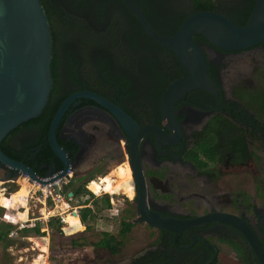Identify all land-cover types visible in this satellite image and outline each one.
<instances>
[{
	"label": "flooded vegetation",
	"instance_id": "af4514ba",
	"mask_svg": "<svg viewBox=\"0 0 264 264\" xmlns=\"http://www.w3.org/2000/svg\"><path fill=\"white\" fill-rule=\"evenodd\" d=\"M132 1L143 11L149 26L165 35L195 13L197 0ZM41 2L48 20L58 23L61 30H67L61 25L67 20L62 14H66L73 20V29L80 27L103 37L98 46L82 49L84 44L78 39L79 33L72 35L74 40L64 42L63 49L73 52L72 58L78 62L72 77L67 58L62 57L54 80L57 92L66 98L82 92L95 93L119 106L140 127H158L168 138V141L152 135L141 138L139 186L129 167L128 136L106 110L90 100L77 99L69 105L58 127L59 138L74 147L70 160L72 172L74 166L79 167L85 161L93 164L88 173L99 167L106 168L112 161L128 165L116 173L118 193L131 201L127 211L135 219L129 223L145 225L154 232L155 242L125 264H258L238 229L217 222L207 223L182 231L175 240L171 232L138 222L141 218L138 199L143 195L148 210L175 220L210 214L240 218L250 226L264 250V108L256 102L257 92L263 90L259 83L264 81V68L259 64L250 71L242 66L230 70V64L226 70L222 68L228 62L224 57L255 50L264 52V44L225 53L209 49L205 42L199 41L205 53L207 49L213 51L212 58L206 56L208 74L218 96L194 90L177 101L174 115L178 135L175 125L169 124L166 128L163 124L161 94L186 73L173 54L147 44L149 38L123 0ZM211 2L219 8V14L239 26L246 23L254 5V0ZM147 50L150 55H144ZM238 93L245 95L247 102L241 101L236 96ZM36 135V130L29 129L10 138L5 145L15 149ZM52 168L53 164L48 171ZM0 171L5 175L6 171ZM112 182L113 179L105 177L98 184L111 190ZM9 234L10 240L14 236ZM46 254V264H61L58 257L51 256L50 246Z\"/></svg>",
	"mask_w": 264,
	"mask_h": 264
},
{
	"label": "water",
	"instance_id": "95a60500",
	"mask_svg": "<svg viewBox=\"0 0 264 264\" xmlns=\"http://www.w3.org/2000/svg\"><path fill=\"white\" fill-rule=\"evenodd\" d=\"M123 1L136 17L143 34L158 47L172 53L186 73L185 77L169 84L161 94L160 115L166 128L171 124L178 130L174 106L187 93L200 90L218 96L217 87L208 74L206 53L202 44L194 40L195 36L203 38L209 48L225 53L245 51L264 44V0H254L252 11L243 26L217 12L200 11L187 16L172 35L154 31L143 11L132 0ZM51 62V29L40 0H0V143L10 132L42 113L53 84ZM77 99L94 102L125 130L130 143V171L134 182L140 186L138 146L141 138L145 135L163 141H168V138L160 128L140 127L119 106L89 92L66 98L50 122L47 142L62 164V169L55 172L53 166L44 177H39L30 167L11 159L0 149V169L6 171L2 183L12 182L21 176L32 184L44 186L67 176L71 161L65 149L58 144L57 130L69 105ZM71 196L72 193H69L68 197ZM144 201V196H139L138 212L141 218L138 222L171 232L175 240L187 229L207 223L226 224L241 232L257 263L264 264L262 244L242 219L226 214H210L190 220H175L151 212Z\"/></svg>",
	"mask_w": 264,
	"mask_h": 264
},
{
	"label": "rangeland",
	"instance_id": "374dc122",
	"mask_svg": "<svg viewBox=\"0 0 264 264\" xmlns=\"http://www.w3.org/2000/svg\"><path fill=\"white\" fill-rule=\"evenodd\" d=\"M79 28L62 30V33L65 37L68 34L72 36L79 33L78 39L84 44V48H88V46L96 47L103 41V37H99L94 32ZM209 49L206 50V54L212 58L213 51ZM147 54H151L150 50L144 52V55ZM128 59L132 60L131 57H128ZM223 59L228 61L222 66L224 70H226L228 64H230V70H237L242 66L246 71H250L253 66L258 64L264 68V52L260 50L227 56ZM92 166L93 164L87 161L83 162L79 167L74 166V171L70 172L69 178L62 180L60 183L61 192L63 193L61 199L54 202L55 206L49 203L46 209L55 208L58 213H64L67 216L71 215V211L77 208V213L80 216L84 207H91L95 217L89 223V230L85 229L84 225L82 230L79 227V223H77L78 218L75 216L76 220L74 221L78 228L71 233L72 235H64L62 233L60 235L61 227L65 228L66 225H60L56 221L59 231L54 237H51L52 234L47 227V223H45L46 221L42 220L45 211L41 202V193L37 192L36 195L31 197L30 194L34 187L29 184L27 179L21 176L12 182L2 183L1 179L4 174L0 171V228L4 229L6 225H10L12 227L10 232L16 234L12 239L9 240L7 238L8 241L0 242V264H14L15 262L20 264H46V258L48 257V253L46 254L47 246H50L51 256L58 257L61 264H101L104 261H110L112 264H125L132 262L147 247H151L154 244V232L143 224H133L131 232L127 233L123 238L118 235L121 222L124 220L130 222L135 219V216L129 215L127 211L128 204L131 202L130 199L126 195L118 193L120 186L118 187L115 181L116 173L120 170L124 171L128 165L125 164L124 166L112 161L106 168L99 167L95 169L92 176L89 177L91 173H88L90 172L88 169ZM105 177L113 179L112 184L114 185L111 190L104 186V182L103 186L99 184L96 194L88 189L89 183L92 181L100 183V179ZM109 184L111 185V183ZM67 185H71V190H75L80 186L84 190L79 196L72 195L68 197L70 191L65 189ZM30 186H32L31 189ZM105 196L110 204L108 209L102 208ZM133 196L131 197L132 199ZM28 198L29 200H27ZM65 205L67 208H65ZM78 207L81 208L78 210ZM67 211L69 212L68 214H66ZM13 212L14 214H12ZM23 213H26L28 217L26 222L18 221L20 214ZM12 220L18 223L15 224ZM37 225L40 227L41 234L36 235L33 232L26 235L23 234L22 231L30 230ZM21 226L23 228L19 229ZM104 233L114 236L117 241L121 242L117 253L113 254L109 249L101 247L94 248V244L102 239ZM78 240L83 243L82 247L71 245V242Z\"/></svg>",
	"mask_w": 264,
	"mask_h": 264
},
{
	"label": "trees",
	"instance_id": "16d2710c",
	"mask_svg": "<svg viewBox=\"0 0 264 264\" xmlns=\"http://www.w3.org/2000/svg\"><path fill=\"white\" fill-rule=\"evenodd\" d=\"M40 3L43 6V3L41 2V0H40ZM194 7H195L194 12L214 11V12L220 13L219 8L216 6L215 2H211V0H204V1H198L197 0L196 5ZM43 9H44L45 14H46L47 19H48V13H47L46 9L44 8V6H43ZM62 15L65 18H67V20H65V22L61 23L62 27L66 28L68 30H74L73 28H75V25H73L74 23L72 22L73 20L71 19V17L66 15V14H62ZM48 22L50 25L51 36H52L51 75H52L53 84H52V89H51V92H50V95L48 98L47 105L43 109L42 113L36 119H32L26 123H23L18 128H16L12 132H10L3 139V141L0 143V149L4 154H6L11 159L18 161V162H22L24 165L30 167L39 177L45 176V174L48 172V169L51 166V164H53V166L55 167V169H54L55 172H59L62 169V164L55 157L54 153L52 152V150H51V148L47 142V133H48V128H49L50 122H51L57 108L62 103V101L66 98V95H62V94L60 95V93L57 92L54 80L56 79V68H58V63L60 62V60L62 59L63 56L65 58H67L66 61H68L67 63H69V65H70L68 68H69L70 72L72 71L71 72L72 77H73V72L75 71L74 66L76 65V62H78L77 59L72 58L73 52L71 53L69 50L63 49V47H62L64 42H67L69 40L70 41L74 40V36H69V34H68L65 37V35L62 33L61 26L58 23H56L55 21H52V20H50V21L48 20ZM240 26H242V25L240 24ZM176 30H177V28L171 32L166 33L165 35H172L175 33ZM194 40L196 42H199V41L205 42V40L203 38H201L200 36H195ZM146 42L148 45L152 46L155 50L160 49V47H158L156 44H154L149 39H146ZM82 48H84V46H81V49ZM163 51H165V53L170 54V52H168L166 50H163ZM259 84H260L259 87L261 89L263 88V90L257 92L258 97L256 99V102L261 104L264 108V81H261ZM236 96L238 98H241L240 99L241 101L247 102V98L245 95H243V94L241 95L240 93H238ZM60 125H61V123H60ZM29 129L37 131V135L30 142H24L20 147L16 146L15 149H9L6 147L5 144L8 140H10V138H13L17 134L24 133ZM59 129H60V127H59ZM58 133L59 132L57 131L58 144L65 149L70 160L72 161L73 154H71V151H72V148H74V147L70 146V144H66L65 140H61L59 138ZM41 166H42V168H41ZM92 174L93 173H91L89 177H91ZM98 187H99V184L94 182V181H92L88 185V189L91 192H93L94 194H96V189ZM70 188H71V185L65 186V189L69 190L73 196H79L84 190L82 186L78 187L75 190H71ZM109 207H110L109 200L105 196V199L103 200L102 208L108 209ZM12 214H14V212ZM23 215H26V213H23ZM94 217H95V215H94L93 209L91 207H88V206L84 207L81 210V214L79 216L80 222H81V224H80V222L78 220L79 227H81V229H82V226L84 225L85 229L89 230V227H90L89 223H91L94 220ZM56 221H57V219L51 218L47 222V227L49 228V230L52 234L51 237H54V235H57L58 231H59L58 230L59 226L56 225ZM132 225L133 224H131L129 222H125V221L121 222L120 223L121 227H120V230L118 232L119 237H122V238L125 237V235L127 233H129ZM72 226H73V224H72ZM11 228L12 227L10 225H6L4 227V229L2 227L0 228V242L1 241H8L7 238H8L9 232L11 231ZM22 232L24 235H26L30 232H33L36 235L41 234L39 225L31 228L30 230H24ZM59 234H60V232H59ZM102 236H103L102 239L99 240L96 244H94V248L101 247L103 249H109L111 251V253H113V254L117 253L121 242L117 241L114 236L109 235L107 233H104ZM81 240H83V238H81ZM71 245L82 247L83 243H80V241L78 240V241L71 242Z\"/></svg>",
	"mask_w": 264,
	"mask_h": 264
},
{
	"label": "built area",
	"instance_id": "2783aa9c",
	"mask_svg": "<svg viewBox=\"0 0 264 264\" xmlns=\"http://www.w3.org/2000/svg\"><path fill=\"white\" fill-rule=\"evenodd\" d=\"M70 172H72L71 168L70 170L68 171V174L66 177L62 178V179H59L57 181H55L54 183H51V184H46L44 186H41L37 183H33V185L35 186V188L32 190V193L30 194L31 197H33L34 195H36L37 192L41 193V199H42V205L44 207V215H43V219L44 221H46L45 223H47L49 221V219L51 218H57V222L58 224L60 225H63L65 223V218L66 216L64 215V213H58L57 210L55 208H51V209H47V205L49 206V203H51L52 205H54V202L56 200H59L61 199V196H62V192H61V186H60V183L62 180L64 179H67L69 178V175H70ZM25 179V178H24ZM48 179H44V181H47ZM58 183V184H56ZM48 186L47 188H42V187H46ZM37 187V188H36ZM58 189V191H56V189ZM39 189V190H38ZM40 199V198H39ZM55 206V205H54ZM83 207V206H82ZM81 207H78V210L80 209ZM72 213V216H76L80 222V218H79V215L77 213V208H75L73 211H71ZM69 212L67 211L66 214H68ZM26 222V221H25ZM81 224V222H80ZM23 226H21L19 229H22ZM62 234L64 235H67L64 231V227H61V232ZM16 234L14 232H10L9 236L10 237H13L15 236Z\"/></svg>",
	"mask_w": 264,
	"mask_h": 264
},
{
	"label": "bare ground",
	"instance_id": "6f19581e",
	"mask_svg": "<svg viewBox=\"0 0 264 264\" xmlns=\"http://www.w3.org/2000/svg\"><path fill=\"white\" fill-rule=\"evenodd\" d=\"M29 182V181H28ZM29 184H32V183H30L29 182ZM56 184H58V183H56ZM33 185V184H32ZM31 187L32 186H30V189H31ZM33 187L35 188V186L33 185ZM48 186H46V187H42L43 189L44 188H47ZM33 188V189H34ZM64 204V203H63ZM65 208H67V206L65 205ZM28 220V217H27V215H23V214H20V217H19V220L18 221H21V222H25V221H27ZM74 220H76L75 219V216H72V214L71 215H67L66 216V218H65V223H66V226H65V228H64V231H65V233L67 234V235H72L71 233H73L74 231H75V229H77L78 227L76 226V223H75V221ZM12 222L13 223H15V224H17L18 222H14L13 220H12ZM78 223V222H77ZM10 224V223H9ZM72 224H73V226H72ZM75 225V226H74ZM78 225V224H77ZM77 233V232H76ZM75 234V233H74Z\"/></svg>",
	"mask_w": 264,
	"mask_h": 264
},
{
	"label": "crops",
	"instance_id": "0c3cea01",
	"mask_svg": "<svg viewBox=\"0 0 264 264\" xmlns=\"http://www.w3.org/2000/svg\"><path fill=\"white\" fill-rule=\"evenodd\" d=\"M27 200H29V198Z\"/></svg>",
	"mask_w": 264,
	"mask_h": 264
}]
</instances>
